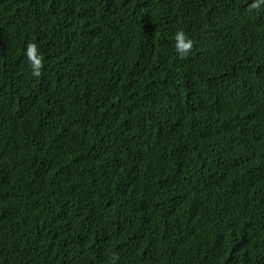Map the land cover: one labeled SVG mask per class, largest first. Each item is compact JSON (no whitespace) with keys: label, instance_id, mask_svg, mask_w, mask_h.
Masks as SVG:
<instances>
[{"label":"trees","instance_id":"16d2710c","mask_svg":"<svg viewBox=\"0 0 264 264\" xmlns=\"http://www.w3.org/2000/svg\"><path fill=\"white\" fill-rule=\"evenodd\" d=\"M251 3L0 0V264H264Z\"/></svg>","mask_w":264,"mask_h":264},{"label":"clouds","instance_id":"9594fccd","mask_svg":"<svg viewBox=\"0 0 264 264\" xmlns=\"http://www.w3.org/2000/svg\"><path fill=\"white\" fill-rule=\"evenodd\" d=\"M264 6V0H252L249 5L250 9H259ZM174 48L181 59L187 58L193 50L194 42L190 39L184 31H177L174 35ZM25 56L28 62V66L31 69V75L35 78H40L44 69V58L39 52L38 45L35 42H29L26 45ZM118 255L113 253L110 257V264H117Z\"/></svg>","mask_w":264,"mask_h":264}]
</instances>
